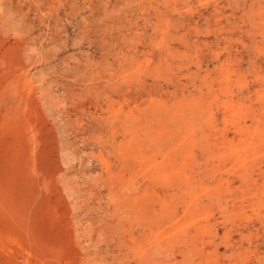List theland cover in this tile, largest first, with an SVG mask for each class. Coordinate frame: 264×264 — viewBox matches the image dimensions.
<instances>
[{"label":"rangeland","instance_id":"rangeland-1","mask_svg":"<svg viewBox=\"0 0 264 264\" xmlns=\"http://www.w3.org/2000/svg\"><path fill=\"white\" fill-rule=\"evenodd\" d=\"M0 264H264V0H0Z\"/></svg>","mask_w":264,"mask_h":264}]
</instances>
